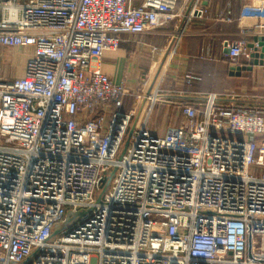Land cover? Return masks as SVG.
Instances as JSON below:
<instances>
[{
    "label": "built area",
    "instance_id": "built-area-1",
    "mask_svg": "<svg viewBox=\"0 0 264 264\" xmlns=\"http://www.w3.org/2000/svg\"><path fill=\"white\" fill-rule=\"evenodd\" d=\"M183 1L0 0V49H32L22 76L0 66V264H264V115L209 93L160 136L153 87L130 134L132 91L99 66ZM259 36L264 21L227 44L232 66Z\"/></svg>",
    "mask_w": 264,
    "mask_h": 264
},
{
    "label": "crops",
    "instance_id": "crops-1",
    "mask_svg": "<svg viewBox=\"0 0 264 264\" xmlns=\"http://www.w3.org/2000/svg\"><path fill=\"white\" fill-rule=\"evenodd\" d=\"M262 1H183L182 15L172 22L152 32L122 35L118 49L105 51L100 69L115 83L124 82L131 89L121 110L135 109L133 124L143 119L146 99L153 87L158 88L159 97L147 126L160 136L186 122L183 104L198 108L209 93L236 95V106L253 108L264 115V62L238 74L232 71L227 56L230 41L264 21L260 13ZM195 5L201 12L187 17ZM180 28L182 33L175 46L173 36ZM31 52V48H1L0 66L5 76H22ZM261 54L260 59L264 60ZM17 59L22 60L19 66ZM249 63V59L241 57L237 67H247ZM189 74L195 77L190 83L186 81Z\"/></svg>",
    "mask_w": 264,
    "mask_h": 264
},
{
    "label": "water",
    "instance_id": "water-1",
    "mask_svg": "<svg viewBox=\"0 0 264 264\" xmlns=\"http://www.w3.org/2000/svg\"><path fill=\"white\" fill-rule=\"evenodd\" d=\"M256 40H259V44L262 46V48H261V52H262L261 56H264V36H259V37L255 38V41H256ZM252 45H253V44H251V46H252ZM228 52H229V51L227 50V53H228ZM259 58H260V53H255V54L253 55V57L251 58V60H250L249 66H247V67H246V66H244V67H239V66H238V67H235V66H233V67H232V71H233L234 73H235V71H236V72H238V74H240V72L243 71V70H244V71H245V70H248V69L250 70V69H252V66H253V65L258 64L259 62H260V63H263V62H264V60H263L262 58H261V59H259ZM134 126H135V123L132 125L131 131H130V134L132 133ZM127 146H128V141L125 143V146H124V149H123L122 155L124 154V152H125ZM122 155H121V156H122ZM113 176H114V171H112V172H110V173H106V174L104 175L103 179L101 180L100 186H99V191H98V195H97L98 199L102 198L103 195L108 191ZM65 225H66V224H65ZM63 226H64V225H62L61 227H57V229L54 231V235H57V233L59 232V230H60Z\"/></svg>",
    "mask_w": 264,
    "mask_h": 264
},
{
    "label": "rangeland",
    "instance_id": "rangeland-1",
    "mask_svg": "<svg viewBox=\"0 0 264 264\" xmlns=\"http://www.w3.org/2000/svg\"><path fill=\"white\" fill-rule=\"evenodd\" d=\"M7 50H9V49H7ZM9 55V54H8ZM19 59V58H18ZM17 59V61H16V63H18L17 64V66H19V63H21L22 62V60H18ZM17 69V68H16ZM13 72H14V70H13ZM8 78H10V77H8ZM62 226V224H60V225H58V227H61Z\"/></svg>",
    "mask_w": 264,
    "mask_h": 264
}]
</instances>
